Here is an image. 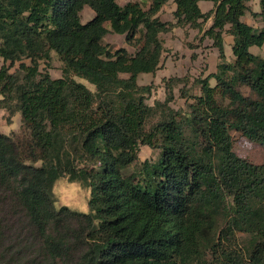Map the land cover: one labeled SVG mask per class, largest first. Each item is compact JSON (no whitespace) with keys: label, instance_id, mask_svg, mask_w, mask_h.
Wrapping results in <instances>:
<instances>
[{"label":"trees","instance_id":"trees-1","mask_svg":"<svg viewBox=\"0 0 264 264\" xmlns=\"http://www.w3.org/2000/svg\"><path fill=\"white\" fill-rule=\"evenodd\" d=\"M167 1L0 0V57L31 61L20 64L22 79L0 66V95L17 101L26 129L23 137L0 133V264H207L212 252L244 264L233 249L238 232L252 235L246 263L264 264V158L253 164L238 156L230 137L235 129L264 149V56L248 50L264 43V27L241 21L248 0H211L212 24L202 37L212 39L221 61L209 75L215 86L209 76L198 80L201 108L192 122L204 123L193 125L204 145L196 151L172 116L144 126L153 108L144 101L150 87L138 86L137 76L160 67L159 34L201 28L209 16L198 0H174V23L161 21ZM260 5L263 15L264 0ZM84 6L95 15L82 23ZM226 24L233 36L229 64L221 39ZM137 30L142 45L133 55L101 42L109 32L129 41ZM51 50L63 63L60 78L38 71L37 59ZM229 69L237 78L227 82ZM236 81L257 98L240 93ZM218 86L232 105L216 102ZM139 145L160 148V157L145 162L143 180L134 182L122 170ZM61 176L91 188L89 212L54 207L51 184Z\"/></svg>","mask_w":264,"mask_h":264},{"label":"rangeland","instance_id":"rangeland-1","mask_svg":"<svg viewBox=\"0 0 264 264\" xmlns=\"http://www.w3.org/2000/svg\"><path fill=\"white\" fill-rule=\"evenodd\" d=\"M116 1L120 5L127 2V0ZM93 12L90 7L84 6L79 13L80 21L85 23L90 20L95 15ZM174 21L173 18V21L167 22L174 23ZM105 25L109 27L108 23ZM183 30V36L180 39L181 43L179 42L177 33L173 31V27L169 31L159 34V40H161L163 47L160 57L161 65L150 74H138L140 76H137V85L150 87L149 91L144 93V101L153 110L145 122V129L149 130L151 125L172 116L176 122L182 125L186 141L193 143L196 151H199L200 148L202 149L204 141L202 135L198 134L199 131H193V127L195 128L196 126L198 129H204V123L198 124V121L197 123L192 122V120H195L193 119V110L201 108V106L195 105L196 97L202 94L201 85L198 80L207 77V57L213 41L207 36L202 37L203 32L193 37L191 31L188 32V29ZM101 42L111 51L125 48L129 54L133 55L142 45V31L137 30L129 41H126V34L109 32L103 36ZM260 52H264V49L260 50ZM225 62L228 63L226 60ZM37 63L40 73L47 72L52 78L62 77L63 71L61 69H63V63L55 51L51 50L48 58L37 59ZM209 63L211 64L212 61L210 60ZM3 64L8 67V72L14 73L19 79H22L25 70L20 64L30 65L31 61L29 58H22L11 63L10 61L4 62L0 57V66ZM70 76L75 81L84 84L91 91H95V86L86 79L73 74H70ZM120 76L126 77V74L122 73ZM236 78L237 72L232 69H229L222 77L227 82ZM212 80L213 84H209L210 86H215V80ZM235 87L244 96L251 99L257 98L256 93L251 91L248 84L236 81ZM213 96L220 106L228 107L232 105L230 97L222 92L220 86L216 88ZM1 99H3L2 95H0ZM16 103L17 101L14 100L12 95L11 97H6L0 103V133L13 137H23L26 129L22 124L20 112L14 110ZM230 137L232 150L238 156L253 164L262 163L264 149L261 145L248 140L235 129H230ZM159 153L160 148L158 147L139 145L135 160L123 168V174L131 175L134 182L142 181L144 178V174L142 173L143 164L145 162L148 164L157 162L160 157ZM83 164L85 166L93 165L90 161H85ZM51 185L53 205L56 209L64 205L83 213L90 211L89 199L91 197V188L89 186L86 187L78 181H71L66 176L57 178ZM259 208L264 215V203ZM220 224H223V221H220ZM250 237L252 235L238 232L235 237L236 243L233 245V249H236L238 255L245 261L244 264H247L246 262L248 261L247 250L250 248ZM206 259L207 264H228L220 253H209Z\"/></svg>","mask_w":264,"mask_h":264},{"label":"crops","instance_id":"crops-1","mask_svg":"<svg viewBox=\"0 0 264 264\" xmlns=\"http://www.w3.org/2000/svg\"><path fill=\"white\" fill-rule=\"evenodd\" d=\"M198 9L203 14H209L207 19L201 23V28H193L189 27V25H185L184 28L181 27H173V31L177 33L179 40L182 39L183 36V29H188V32L191 31L193 33V37L195 35L204 32L207 28L210 27L212 24L213 13L215 9V4L211 0H198L197 1ZM248 9L241 15L240 19L244 23L252 26L253 28L260 29L264 27V14L261 15V5L260 0H248L246 2ZM176 9V3L174 0H168L165 4L162 5L161 9L158 11V16L161 21H173V12ZM199 22L202 21L201 19L198 20ZM230 24H226L224 26V30L222 32V43H223V53L225 56V60L230 63L234 61V55L232 52V45H233V36L229 33ZM181 43V40L179 41ZM212 42V41H211ZM264 49V43L261 46L251 45L249 46L248 50L251 54L257 55L260 57L264 56V52H260V50ZM193 51V49H191ZM232 52V54H231ZM208 66H207V75L214 74L217 72L218 64H219V57H218V50L216 47L212 46L209 48L208 53ZM212 61L210 64L209 61ZM142 74H150V73H142ZM140 76V75H139ZM138 76V77H139ZM215 78L209 76L208 82L213 84V80ZM216 83V81H215Z\"/></svg>","mask_w":264,"mask_h":264}]
</instances>
